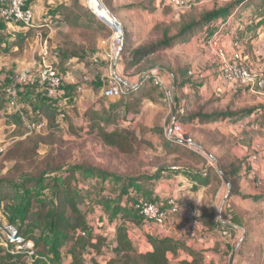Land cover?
Listing matches in <instances>:
<instances>
[{
  "label": "rangeland",
  "instance_id": "374dc122",
  "mask_svg": "<svg viewBox=\"0 0 264 264\" xmlns=\"http://www.w3.org/2000/svg\"><path fill=\"white\" fill-rule=\"evenodd\" d=\"M87 1L81 0L82 4H85L90 14H92L90 22L93 26L91 29L84 31L78 29L73 36H77L80 43L81 41L84 42L90 51L93 47L94 54H86L81 60L83 64L91 66L98 65L90 61L100 51L95 49L96 39L99 38L100 43L105 48L111 32L105 23L92 13ZM152 1V4H150L147 0H134L133 4L140 5L143 8L127 11L125 8L129 5L119 3L120 0H100L105 12L114 19L115 17L119 18L123 23L124 42L121 51L118 53V55H122L123 67L129 61L132 50L147 44L149 41H157L165 29H174L182 14L192 13L196 16L209 10L221 12L241 0H192L190 9L179 11H173L162 0ZM261 2L264 4V0H257L249 8L241 9L239 7L232 11L231 16L222 17L214 22L211 29L212 33L200 34L197 37V42L190 45L189 48H193L197 44L201 45L197 53L191 50L170 49L150 56L133 69L125 70L124 68L125 74L129 76L138 75L137 78L141 77L142 73L147 70L159 72L165 74L170 83L169 88L165 87L162 89L154 86L149 79L142 77L139 85L142 90H139V93L133 96L122 98L123 104L132 103L131 107L133 109L118 121L117 127L120 129L127 128L136 132L138 137H140L141 129L150 131L154 128H160L165 134V130L171 128L173 124L171 120L172 114L174 109L178 107L182 109L180 116L184 124L188 123L187 117L195 114L213 115L228 112L234 114L237 118L218 120L214 123L213 129L207 126L191 127L187 130L183 128L192 145L183 144L176 152L170 153L161 146L152 150L141 148L138 154L129 155L122 154L116 149L102 146L95 135H90L84 131L86 123H83V120L78 125L70 126L66 121L67 116L62 121L57 117L59 129L57 131H49L48 121L44 117L38 119L31 115L25 119L30 122L43 123L44 126L39 131L29 132L25 129V126L17 130L11 122L7 123L6 119L0 117V150L4 152L0 156V180L5 179L18 185L23 175L29 177L38 176L45 168L47 162H51L54 167H61L62 170L68 171L73 166H83L124 179L141 177L146 178L144 180H149V176H153L157 172H160L161 176L166 179L169 177L167 176L168 174L179 168L191 171L194 177H200L199 172L205 171L206 176L200 178H204V180L201 179L204 184L212 185L207 197L209 204V193L215 192L217 188H223V194L226 195L229 207L226 210L225 208L219 209L216 216L224 222L223 225L221 224L223 232L230 234V236L225 240H221L225 238L224 234H220L217 231L213 233L205 229L210 238L204 242L194 243L207 247L208 250L203 249L204 254L202 256L204 260L213 264H264V198L258 202L245 200L240 197L231 199L227 191L230 186H226L225 179H223L219 171L220 163L226 166L237 160L240 163L239 178L244 179L245 176L250 177L251 175H255L260 180L264 178V157L261 155L264 154V118L255 116V111L264 107V93L259 95L247 88L215 93L209 84L210 76L213 77L214 81L218 77H222L220 60L210 50V48H213L214 41L217 42L218 46L225 44L228 40L231 43L236 40L240 41V62L259 76H264V5L258 9L255 8ZM38 37L39 34L32 37L33 39L29 40L25 46L31 56L30 49L35 48L37 43L40 45L41 39L39 40ZM11 44L13 42L8 37L6 40L4 35H0V48L3 49L5 45L8 46L6 49L7 54H10L8 50H10L9 46L11 47ZM124 47H126V52L122 53ZM53 52L55 51L49 47L48 62H51ZM207 54H211V56L209 55V60L205 58ZM61 57L60 55L58 56L57 62L61 60ZM39 62L40 60L36 61L37 64ZM193 62L197 71H191L196 76H202L201 80L196 81L194 76H189L188 74L181 79L176 77V72L181 73L183 70L191 68ZM59 72L65 73L62 63L59 65ZM170 74L174 76L173 79H176L173 84ZM11 75L14 76L15 73H11ZM197 83L201 84L202 90L198 89L199 85L197 86ZM195 84L196 86L193 88ZM174 86L175 89L173 88ZM185 86L189 90L192 88V91H194L193 99L185 97L182 93V89ZM18 90H16L17 94ZM74 96L76 97V94ZM101 101L106 108L108 101L105 99H101ZM74 106L75 103L73 107L70 104L68 109H66V113L73 110ZM246 122L249 123L246 124ZM188 125L190 124L188 123ZM70 127L73 129L70 130ZM188 130L189 132H187ZM37 136H41L44 143L38 145L36 161L32 165L26 163L21 165L23 173L20 174L19 169L17 171V165L15 167V163L6 160L4 155L14 143L20 141L23 142L24 146L18 152L33 148L32 140L35 141ZM256 146L259 147L258 152L254 150ZM252 154L257 155L259 162L257 168L261 171L259 175L255 174L251 166L246 163V160ZM40 161H45L46 163L39 166L37 164ZM236 166H238V163ZM209 174L210 176H208ZM216 175L219 176V179H216ZM65 177L67 178L66 186L77 195L78 200H82L79 208L85 215L87 226L91 228V231L87 230V235L91 238L94 234L92 232L94 228L99 234H107V238L113 236L112 233L111 236L109 235L117 224V218H112L113 208L119 203L132 214L134 195L137 194L139 196L142 193L131 188L129 189L131 193L128 190L125 195H121L125 182L123 180L117 181L112 177L98 178L84 176L81 173H74L70 176L69 174H62V172H54L44 176L43 187L31 190V197H29L28 193H23L22 191L15 193L13 190V193H8L10 197H6V191L0 192V213L4 218V222L23 231L28 224V219L36 215L39 203L52 202L56 185L60 184V180ZM149 182L151 183V181ZM252 183L253 185L251 186L254 191L259 196L264 197V183L258 187H256L254 181ZM151 185L154 187L157 183L154 182ZM166 199L161 200V202ZM121 216L120 214L118 218ZM189 219V217L184 216L180 220L187 221ZM193 219L198 220L201 224V230H204L200 217H194ZM125 226L134 249L139 253V250H141L139 249V240L145 239L146 235L153 233L143 230L140 226V221L134 222L132 219L127 218ZM228 226H231L232 229L229 230ZM42 230L43 239L49 249L51 258L55 260L61 259V263L64 264V261L68 260L67 252L71 244H67L59 253L54 236L49 229L44 226ZM34 234L37 237L40 233L35 231ZM97 238L103 239L101 236ZM103 240L101 248V254H103L98 256L88 249L82 256L83 264H96L97 262H100V264L102 262L103 264L111 255L110 251L113 249L114 238L109 243L105 239ZM214 240L215 243H213ZM179 244L185 245L183 243ZM40 249L39 247L38 250ZM182 256L185 257L186 254L180 252L176 259H186ZM172 258L174 257H170V259ZM0 260H5V254L0 255ZM11 264L28 263L22 259L13 260Z\"/></svg>",
  "mask_w": 264,
  "mask_h": 264
},
{
  "label": "trees",
  "instance_id": "16d2710c",
  "mask_svg": "<svg viewBox=\"0 0 264 264\" xmlns=\"http://www.w3.org/2000/svg\"><path fill=\"white\" fill-rule=\"evenodd\" d=\"M147 1L150 4L153 2L152 0ZM255 1L257 0H241L231 6H228L221 12L209 10L196 16H194L192 13L182 14L178 23L174 26V29H165L162 32L160 39L157 41H149L147 44L132 50L130 52L131 57L129 61L125 63V70L133 69L150 56L156 55L166 50L177 49L186 51L190 45L197 42V37L200 36V34L212 31L211 29L214 22L218 21L222 17L231 16L230 14L232 11H235L239 7L241 9L249 8ZM263 5V2H261V4L255 8H261ZM141 8L143 7L133 4L127 6L125 10L134 11L140 10ZM57 16V18H53L56 22L64 23L70 28L84 31L91 29L93 26L90 22L92 14H90L85 4L80 3L79 0H74L70 6L61 5L58 9ZM66 47L67 49H65V52L59 54L62 56L61 60L58 62L59 64L62 63L64 55L82 60V58L86 56V53L94 54L92 50L93 47L90 51L89 48L83 46L82 44H76L74 42H68ZM123 52H126V47L123 48L122 53ZM188 69L190 68L183 70L181 73L176 72V77L179 79L183 78L184 75L188 74ZM76 86V84L72 86V90L67 96L68 106L72 104L73 107V104L75 103L74 93ZM139 90L142 89L131 90L128 96H133L139 93ZM131 104H123V100L120 99L118 101L109 103L105 108L104 103L99 101L97 106L90 108L84 114L83 123H86L84 131L90 135H95L102 146L116 149L122 154H138L141 148L152 150L161 146L171 153L176 152L177 149L183 146V144L168 139L160 128H154L150 131L141 129L140 137L137 136L136 132H133L127 128H118V121L131 109H133ZM174 111L176 115L177 108H175ZM60 112H62V108H58L53 105L51 106L46 103L38 105L35 109L36 116L44 117L48 121L49 131H57L59 129V124L57 123L56 118ZM255 116L258 118H264V107L256 110ZM22 117L23 114L21 112H14L8 116H5V119L7 123L11 122L17 130H20L24 126ZM233 117L237 118V116L234 114L225 112L213 115L195 114L193 116L187 117L186 120L192 127L207 126L213 129V125L216 121H222ZM72 129L73 128L70 127V130ZM32 142L33 148L24 149L20 152L18 151L24 146V144L22 141L16 142L11 148L7 150L4 155L6 160H10L15 163V167L17 165L16 168L17 171L19 169L20 174L23 173L21 170V165L24 163L28 165L34 164V161H36L35 159L37 158L38 145L43 144L44 140L41 136H37L36 140H32ZM2 153L4 152H1L0 156ZM45 163V161H40L37 165L42 166ZM237 163L238 166H236ZM239 166L240 163L237 160H235L234 163L227 164L226 166L220 163V174L223 179L228 181L230 186V188L227 189L229 197H240L245 200L248 199L258 202L264 197L259 195H251L241 191L240 185L242 184L243 178L241 179L238 177L240 169ZM54 172H62V174H69L70 176L74 173H81L84 176H94L98 178L112 177L117 181L123 180L125 185L121 195H125L130 188H133L138 183L156 181L161 178V173L157 172L153 176H149V180H144L146 178L141 177L124 179L118 178L115 175L105 174L92 168H85L83 166H73L69 168L68 171L65 169L62 170L61 167H54L52 166L51 162H47L45 164V168L41 173H39L38 176L29 177L26 175H21L22 179L18 185L14 184L12 181L1 179L0 192L2 193L6 191V197H10V194H8L9 192L13 193V190L15 193L22 191L23 193H28L29 197H31V190L34 188L43 187L44 176ZM215 177L216 179H219L218 175ZM60 181L61 183L56 185L52 202H40L36 215L33 218H26L28 219L27 226L23 231L19 230L20 234H22L25 239H29L34 242L35 254L32 261L23 257L22 255L6 254L2 249H0V255L5 254V260H0V264H11V261L13 260L17 261L22 259L28 264H62L61 259L55 260L50 256L49 249L45 244L42 235V229L44 226L47 227V229H49L51 234L54 236L56 247L59 253L63 247L67 246L69 243L71 244L70 249L67 252L68 260L66 259L64 264H83L82 256L83 253L88 249L91 252L96 253L98 256L103 254H101V248L104 240L102 238H95L94 240L89 235H87V230L89 227L87 226L84 213L79 208L82 200H78L77 195H75L70 190V188L66 186V177ZM126 209L121 207L119 203L113 208L112 218H117V224L114 228V246L110 251L111 255H109V257L105 260V264H213L212 262H206L201 253L187 248L172 239L166 237L154 238L150 234L146 235L145 239L150 244L152 251L144 254L138 253L134 249L133 244L128 237L125 222L127 218L132 219L134 222L139 221V218L134 213L130 214ZM120 214L122 216L118 218ZM202 226H204L207 230L212 231L216 226L214 216L212 214H207L204 218V222H202ZM228 228L229 230L232 229L231 226H228ZM35 231L40 233L39 236H35ZM82 232H86V236H81L80 233ZM39 247L41 248L40 250H38ZM180 252L188 255L191 260H177L176 257ZM170 257L174 258L170 259ZM96 264H100V262H97Z\"/></svg>",
  "mask_w": 264,
  "mask_h": 264
},
{
  "label": "crops",
  "instance_id": "0c3cea01",
  "mask_svg": "<svg viewBox=\"0 0 264 264\" xmlns=\"http://www.w3.org/2000/svg\"><path fill=\"white\" fill-rule=\"evenodd\" d=\"M73 1L74 0H29V7L33 13V24L29 28L5 25L2 21H0V35H4V37H6V40L8 37L10 41L13 42V44H11L12 46H9L10 50L8 51H10V54H7L6 49L8 48V46L5 45L3 49L0 48V86L2 89L7 88L11 84V79L17 73L24 69L32 67L36 63V61L40 60L42 48L44 45L42 46L37 43L35 48L30 49L32 56L28 53V49L25 48L29 40L33 39L32 37H34L35 35L40 34L43 40L46 41V47H50V49H53V51H55L51 56V61L53 62L57 61V58L59 56L58 54L65 52V48H67L65 45L66 42H74L76 44H82L83 46H85L84 42L81 41L80 43V41L77 39V36H73L76 30L78 29L70 28L66 24L61 22L58 23L53 19L54 17H58L57 12L61 5L70 6ZM79 2L82 3L81 0H79ZM119 3H122L124 5H132L134 3V0H120ZM115 19L121 26H123V23L119 18L115 17ZM220 47L228 54L231 52V42L229 40L225 42V44H221ZM102 48L103 44L100 43L99 38L96 39L95 49L99 51ZM200 48L201 45L197 44V46H194L193 48H188L187 50L195 51L197 53ZM210 50H212V48H210ZM86 54L88 55L89 53ZM33 55L35 56L33 57ZM56 55L57 57H55ZM209 55L211 56V54ZM209 55H205V58L208 60L210 59ZM68 62L71 65L69 67H66V64ZM122 62L123 59L119 55L118 59L115 60V62L112 64V70L109 71L105 62H101L98 65L89 66L83 64V62L79 58H71L68 55H64L62 65L64 67L65 73H61L64 77V84L58 96L56 98H49L43 92H40L38 90L20 88L17 94V105L19 112L23 114V118H26L27 116L31 115H34V118H43L41 116L38 117L35 114V109L38 105L46 103L51 106L53 105L58 108H63L64 105L67 103V96L71 92L72 86L74 84H81L83 89L81 94L76 95V97L74 98V109L66 113V121L70 124V126L78 125L80 121L82 123L83 116L86 111L94 106H97V103L101 101V99L103 100L101 96V91L104 88L105 78L108 76L109 73H111L113 77L118 80L123 86L129 88L130 90H137L140 89V78L142 79V77H146L148 73L153 72L147 70L145 71V73H142L141 77L138 78V75L129 76L128 74H125ZM219 63L221 65V62ZM59 65H61V63H58L57 65L58 70ZM68 70L71 71V73L73 74L72 80H68L66 78ZM191 70L197 71L194 62L191 65L188 75L194 76L196 81L202 79V76H196V74ZM220 71H222V77H218L216 81H214L213 77H209L210 87L215 93H223L224 91L233 89L231 84L225 82L223 77V69L221 67ZM11 73H15V75L13 76L11 75ZM157 73L159 74L164 83V88H169L170 83L166 75L159 72ZM173 77L174 76L170 74L172 84L176 80L175 78L173 79ZM85 79H87V81H85ZM137 81L139 82L137 83ZM198 85V89L202 90L203 87H201V84L197 83V86ZM195 86L196 84L193 85V88H195ZM173 88L175 89V86ZM182 93L185 97H188L190 99H193V95L195 94L194 91H192V88L189 90L187 86L182 89ZM109 103L112 102H108L106 104ZM181 111L182 109L179 107L177 108L176 115L175 111H173L171 120L173 124L179 123L182 128L187 130L192 126L188 125V123H183L184 121L181 119L182 117L180 116ZM11 113L14 112L8 107L6 96L3 92H0V117H3L5 119V116H8ZM247 123L249 122H246V124ZM187 132H189V130ZM240 154L242 155V153ZM261 155L262 157H264V154ZM258 165L259 162L251 165V168L257 175H259L261 172L260 169L257 168ZM167 176L169 177H167L166 179L161 176V180L159 179L160 181L156 180L151 181V183H138L133 187V189L137 190V192H142L139 195L140 197L155 202H161V200H164L168 197H174L178 199L184 207V212L181 213L180 218H184V216L189 218L200 217V220L204 222L205 216L207 214H212L214 216V221H216V226L212 230V232L215 233L217 231L220 232V234H223V229L221 228L224 222H222L221 219L216 216V213L219 209L225 208L226 210L229 207L226 195L223 194V188H217L215 192L209 193V204V201H207V197L208 192L211 191L210 189L212 185L208 183L204 184V182L201 181L202 178L200 177L202 176L200 175V172V177H194V174H192L191 171L179 168L176 169V171H174L173 173L168 174ZM208 176H210V174ZM202 180H204V178ZM154 182H156L157 185L153 187L151 184ZM251 185H253V183L250 177L245 176L242 181V184L240 185L241 191L249 193L251 195H259L254 191ZM232 198L233 197H231V199ZM120 206L125 208L121 204ZM203 228L206 229L204 226ZM88 230L91 231V228H88ZM92 232H94V234L92 235V238L94 240L95 238L101 236L108 243L110 240L113 241L114 229L113 231L111 230L109 234L110 236L111 233L113 235L110 238H107V234H99L95 228ZM178 232V226L176 224L169 223L164 227L158 228L156 232L150 235L154 238L166 237L175 241ZM96 233H98L99 235ZM229 236L230 234H227L225 235V238H222L221 240H225L226 238H229ZM213 243H215V240ZM113 246L114 243L112 244V247ZM184 246L201 254H204L203 249L208 250L207 247L205 248L200 244L194 243H188ZM139 249H141L139 250V253H148L152 251L150 244L147 242L146 239L143 238L139 240ZM182 257L186 258L188 261L191 260L188 255Z\"/></svg>",
  "mask_w": 264,
  "mask_h": 264
},
{
  "label": "built area",
  "instance_id": "2783aa9c",
  "mask_svg": "<svg viewBox=\"0 0 264 264\" xmlns=\"http://www.w3.org/2000/svg\"><path fill=\"white\" fill-rule=\"evenodd\" d=\"M162 1L173 11L188 10L192 7V0ZM94 15L96 16V14ZM0 20L5 24L15 27H31L33 24V13L28 5V0H0ZM105 25L111 32L109 41L105 48H102L97 56L91 58L90 61L93 64L105 62L107 64V69L111 71L112 64L115 62L116 57L123 46L124 29L121 25L115 23L112 17H110V21L105 23ZM38 38L39 40L41 39L40 45L45 46V48L44 46L42 48L40 62L17 73L11 79V84L7 88L2 89L0 86V92H3L6 96L7 105L13 112H19L17 105V89H37L50 98H56L63 87L64 77L57 68V61L48 62V48L46 47V41L44 40L43 42L40 34ZM212 50L221 62L225 82L231 84L233 89L247 88L259 95L264 93V76H259L240 62V41L236 40L231 43V52L229 54L218 46L216 41L213 43ZM55 57H57V55ZM70 65L71 64L68 62L66 67H69ZM66 78L68 80L73 79L71 71L67 72ZM145 78L152 81L154 86L164 89V83L157 72H150ZM85 81H87V79H85ZM82 89L81 84L77 85L75 94H80ZM130 91L129 88L123 86L111 73H109L105 78L101 96L108 102H115L127 97ZM66 109H68L67 103L62 108V112L58 114V119L60 121L65 119ZM22 121L25 129L29 132L39 131L44 126L43 123L30 122L23 117ZM165 135L170 140L181 141L189 146L192 145L190 139L187 134L184 133L183 128L179 123H174L171 128L165 130ZM254 150L258 152L259 147L256 146ZM2 151L3 150H0V153ZM256 156V154L250 155L246 160V163L250 166L257 163L258 158ZM200 175L205 177V171H202ZM250 179L254 181L256 187L261 186L264 183V178L260 180L255 175H251ZM134 197L135 199L132 202L133 213L139 218L140 226L143 230L154 233L158 228L173 223L179 228V232L175 238V241L178 243L191 244L195 242H204L210 238L205 229L201 230V224L198 220L193 218H190L187 221L180 220L182 218H180L181 213L184 212V207L176 198L169 197L164 202H155L141 198L137 196V194L134 195ZM80 234L81 236H86V232ZM223 234L227 235L226 232H223ZM0 249L6 254L22 255L30 261H32L35 254L34 242L25 239L17 228L4 222L1 213Z\"/></svg>",
  "mask_w": 264,
  "mask_h": 264
},
{
  "label": "bare ground",
  "instance_id": "6f19581e",
  "mask_svg": "<svg viewBox=\"0 0 264 264\" xmlns=\"http://www.w3.org/2000/svg\"><path fill=\"white\" fill-rule=\"evenodd\" d=\"M89 9L104 23L110 21V16L105 12L100 0H88Z\"/></svg>",
  "mask_w": 264,
  "mask_h": 264
},
{
  "label": "water",
  "instance_id": "95a60500",
  "mask_svg": "<svg viewBox=\"0 0 264 264\" xmlns=\"http://www.w3.org/2000/svg\"><path fill=\"white\" fill-rule=\"evenodd\" d=\"M112 19L114 20V22L115 23H118V21L116 20V19H114L113 17H112ZM119 24V23H118ZM120 25V24H119ZM121 51V50H120ZM119 56V55H118ZM118 56L116 57V60L118 59ZM175 142H177V143H180V144H184L183 142H181V141H175ZM225 184H226V186L228 187L229 186V183L225 180Z\"/></svg>",
  "mask_w": 264,
  "mask_h": 264
}]
</instances>
